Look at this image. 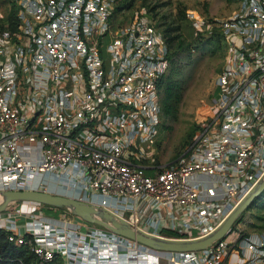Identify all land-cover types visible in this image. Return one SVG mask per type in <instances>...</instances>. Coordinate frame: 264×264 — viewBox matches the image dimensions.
I'll return each mask as SVG.
<instances>
[{"label":"built area","instance_id":"1","mask_svg":"<svg viewBox=\"0 0 264 264\" xmlns=\"http://www.w3.org/2000/svg\"><path fill=\"white\" fill-rule=\"evenodd\" d=\"M13 2L18 28L0 31V192L51 190L178 238L214 230L264 176V0L224 19L188 11L194 35L221 33L226 55L213 119L172 164L157 160L170 52L153 14L120 24L119 0ZM12 205L0 212L8 240L41 262L226 264L242 239L264 264V230L242 236L241 223L207 248L165 252L66 209L54 221Z\"/></svg>","mask_w":264,"mask_h":264},{"label":"rangeland","instance_id":"2","mask_svg":"<svg viewBox=\"0 0 264 264\" xmlns=\"http://www.w3.org/2000/svg\"><path fill=\"white\" fill-rule=\"evenodd\" d=\"M239 1L119 0V5H124L125 9H119L115 16L120 24L129 22L134 13L147 10L157 22L164 21L171 27L169 35L180 34L173 38L174 57L173 60L169 58L165 78L159 88L162 116L157 132L159 163H174L213 119L219 94L217 76L225 63L226 45L222 37L216 34L209 39L196 38L187 13L195 10L204 19H224L236 12ZM11 7L10 0H0V28L6 26L3 31L7 34L16 31L10 23ZM165 24H160V27L164 29ZM13 204V210H33L38 215L53 217L54 221L71 219L64 210L53 208L52 213L45 204L32 201H16ZM238 219L236 223H241L244 229L242 236L264 229V191ZM0 228L5 229L2 224Z\"/></svg>","mask_w":264,"mask_h":264},{"label":"water","instance_id":"3","mask_svg":"<svg viewBox=\"0 0 264 264\" xmlns=\"http://www.w3.org/2000/svg\"><path fill=\"white\" fill-rule=\"evenodd\" d=\"M264 191V176L253 185L240 202L222 219L218 227L209 233L193 237H170L154 234L142 228H134L125 218L118 217L103 206L69 197L54 191L41 189L7 190L0 192V212L16 201H32L66 209L90 223H98L111 232L165 252L197 251L207 248L227 235L239 220L242 212Z\"/></svg>","mask_w":264,"mask_h":264},{"label":"trees","instance_id":"4","mask_svg":"<svg viewBox=\"0 0 264 264\" xmlns=\"http://www.w3.org/2000/svg\"><path fill=\"white\" fill-rule=\"evenodd\" d=\"M12 2V7H11V11H10V23H11V27L15 30L18 28L19 25V18H18V13H17V7L16 5H14V0H10ZM124 5H118V8L121 9L123 8ZM188 19V18H187ZM189 21V20H188ZM164 22V21H163ZM160 22L159 24H165V22ZM190 23V21H189ZM4 28H6V26H2L0 28V31L2 32L4 30ZM170 29L171 27L168 24H165V28L163 29L164 33H165V37L167 40V44H168V49H169V58L171 60H173L174 57V43H173V38L174 36H179L180 34H176V35H169L170 34ZM194 32V30H193ZM194 34V33H193ZM217 35H220L222 37L221 33H218ZM196 38H199L197 36H195ZM212 38V37H211ZM202 39V38H200ZM209 39V38H207ZM165 78V75L161 78L159 85L162 84L163 80ZM48 209H50L49 211L53 210V206H48L45 205ZM58 210H65L62 208H58ZM53 211H51L53 213ZM55 214V213H54ZM55 216H57L55 214ZM264 230V229H263ZM262 230V231H263ZM260 231V232H262ZM59 264L60 261L58 262ZM0 264H56V259L54 261L51 262H41V260L37 257V255L35 254V252H33L31 250V248H29V246L26 245H18L15 244L14 242L8 240L7 238V231L3 228H0Z\"/></svg>","mask_w":264,"mask_h":264},{"label":"crops","instance_id":"5","mask_svg":"<svg viewBox=\"0 0 264 264\" xmlns=\"http://www.w3.org/2000/svg\"><path fill=\"white\" fill-rule=\"evenodd\" d=\"M168 234H172L171 232H167ZM237 252L232 251L226 257V264H256L254 261L250 260L251 257V249L248 247L247 242L242 240L237 245ZM124 259H121V264H145V262H139L138 260H130L127 262L125 254L122 255ZM151 261H148L146 264H155V257L151 256Z\"/></svg>","mask_w":264,"mask_h":264}]
</instances>
